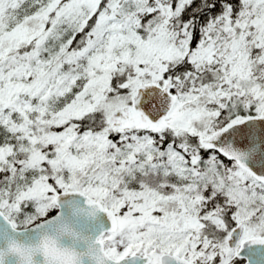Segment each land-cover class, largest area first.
<instances>
[{
  "label": "snow or ice",
  "instance_id": "obj_1",
  "mask_svg": "<svg viewBox=\"0 0 264 264\" xmlns=\"http://www.w3.org/2000/svg\"><path fill=\"white\" fill-rule=\"evenodd\" d=\"M0 264H264V0H0Z\"/></svg>",
  "mask_w": 264,
  "mask_h": 264
}]
</instances>
